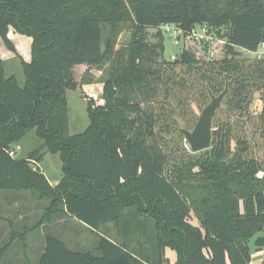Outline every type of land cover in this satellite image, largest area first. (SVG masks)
Listing matches in <instances>:
<instances>
[{
    "label": "trees",
    "instance_id": "1",
    "mask_svg": "<svg viewBox=\"0 0 264 264\" xmlns=\"http://www.w3.org/2000/svg\"><path fill=\"white\" fill-rule=\"evenodd\" d=\"M121 24L134 34L116 49L103 29ZM166 24L185 33L208 25L224 43L201 48L185 38L177 58L166 59ZM150 28L160 29L161 42L146 39ZM11 29L32 37V58L21 62L23 83L0 61V192H35L50 204L35 226L12 231L5 245L0 240V264L17 240L27 251L28 235L60 215L88 227L98 242L91 251L73 250L47 234L37 264H170L167 250L176 253L174 264H250L251 240L264 250V178L256 176L264 165L251 155L246 126L259 94L255 126L264 141V57L238 52L264 46V0H0V39ZM107 62L97 101L83 79ZM227 85L218 112L226 106L236 119L216 115L211 148L193 153L181 130L194 127L196 109ZM69 89L82 90L88 103L90 125L78 135L69 132ZM31 130L43 143L17 159L12 145ZM45 149L63 163L56 185L33 168ZM126 210L154 222L156 261L97 232L120 224Z\"/></svg>",
    "mask_w": 264,
    "mask_h": 264
},
{
    "label": "rangeland",
    "instance_id": "2",
    "mask_svg": "<svg viewBox=\"0 0 264 264\" xmlns=\"http://www.w3.org/2000/svg\"><path fill=\"white\" fill-rule=\"evenodd\" d=\"M133 34L134 27L131 24L117 25L114 30L110 26H106L103 29V40L107 43V41L110 40V37H112V40L116 43V49H118L119 47L127 44ZM144 34L146 39L153 43H159L163 39L160 29L150 28L147 29ZM164 38V57L166 59L179 55L184 49L185 41L183 38L180 39L179 45H176L174 38L170 36H165ZM221 43L224 42L217 40L211 44V47L218 45V48H220V46H222L220 45ZM197 45L203 48V45L198 43ZM238 52L241 59L254 61L256 58L258 59L264 57V46L260 47V49L255 53L245 49H239ZM31 58V36L11 29L7 40L0 39V61L4 64L6 72L9 76L15 75L18 80L23 83L24 72L21 67V62H30ZM109 71L110 63L107 62L103 67L95 68L88 73V75L83 79L85 93L91 95L97 101H100L102 99L103 84L109 76ZM67 99L69 132L71 135L82 134L90 125L87 111V100L83 97L82 90L73 89H69L67 91ZM210 102L211 99L208 98L201 107L197 108V106H194L195 109L197 108L196 114L198 115V120L202 111ZM227 109L228 107L225 106L220 113L217 111L218 113L216 115L221 116L224 121L229 120L230 117H233V113L235 112ZM261 110L262 100L260 95L256 94L251 106V113L252 116L254 115V118L252 119V122L247 123L246 126L248 128L247 133L250 136L252 146L250 149L251 155L259 159V161L264 165V141L261 138V130L259 131L255 126V123L259 121ZM231 112L233 113L230 114ZM235 119L236 118H232L231 121L234 122ZM194 127H191L189 130L192 131ZM254 132V140H252ZM42 143L43 141L38 137L36 130H31L20 142L12 145V149L14 148L12 151L15 152L17 159H25L33 151L37 150ZM184 143H186L185 137ZM44 153L46 154L43 160L37 165L33 164V168L41 171L47 179L53 183V185L58 184L63 180L64 176L63 163L59 155L51 154L46 149L44 150ZM49 201L50 200L41 199L35 192L1 191L0 216L5 219L0 223V240L2 241V245H5L10 241L12 231L17 230L19 232H23L24 229L35 226L43 217L50 204ZM56 217L57 218L54 219L53 222L46 223L41 228L28 235L27 256L29 257V261L26 258V251L21 241L14 243L6 256H4L2 263L36 264L39 258L38 254H40L39 250H44L45 248L47 234L57 237L59 236L65 239L73 250H78L77 247H75V243L78 241H81L83 244L86 243L85 246L79 248V250L91 251L94 249L96 243L98 242V236L96 233L91 232V230L85 225L75 222V220L71 217L64 215ZM192 222L197 224L194 217L192 218ZM97 232L101 235L109 237L111 240L116 241L119 244L127 245L128 251L132 252L140 259H146V257L153 255L151 263L157 260L155 250H153L156 239L154 222L151 220L146 221L144 218L138 216L133 210H126L124 212V217L120 224L114 223L105 225ZM255 239L256 238L252 239L250 242V264H262L264 262V250L256 251ZM166 256L169 258L170 264L175 263L177 259L175 252L167 250Z\"/></svg>",
    "mask_w": 264,
    "mask_h": 264
},
{
    "label": "water",
    "instance_id": "3",
    "mask_svg": "<svg viewBox=\"0 0 264 264\" xmlns=\"http://www.w3.org/2000/svg\"><path fill=\"white\" fill-rule=\"evenodd\" d=\"M227 94L228 85L219 96L211 95V102L202 111L194 129L192 131L181 130L193 153H199L211 148L213 120Z\"/></svg>",
    "mask_w": 264,
    "mask_h": 264
},
{
    "label": "built area",
    "instance_id": "4",
    "mask_svg": "<svg viewBox=\"0 0 264 264\" xmlns=\"http://www.w3.org/2000/svg\"><path fill=\"white\" fill-rule=\"evenodd\" d=\"M161 30L164 36H170L174 38L176 45L180 44L181 38H183L184 40L186 38L188 40L195 41L196 43L201 45H204L205 43L212 44L217 41V38L210 33L208 25L199 26L198 28H194L188 31L187 33H185V31L181 27L172 24L163 25L161 27ZM176 58L177 56H173L170 59L175 60ZM185 146L186 149H191L187 142L185 143ZM12 155H15V152H12ZM256 176L258 179H263L264 171H259Z\"/></svg>",
    "mask_w": 264,
    "mask_h": 264
},
{
    "label": "crops",
    "instance_id": "5",
    "mask_svg": "<svg viewBox=\"0 0 264 264\" xmlns=\"http://www.w3.org/2000/svg\"><path fill=\"white\" fill-rule=\"evenodd\" d=\"M51 183V182H50ZM51 184H53V183H51ZM56 185V184H55ZM73 220H75V222H79V221H77L76 219H73ZM80 223V222H79ZM82 224V223H81ZM59 237V236H58ZM61 238V237H60ZM62 240H64L66 243H67V245L70 247V245H69V243L65 240V239H63V238H61ZM19 242H20V240H18ZM2 242V241H1ZM27 242V241H26ZM23 243V242H22ZM85 244L86 243H81V241H78L77 243H75V247H77V249L79 250V248H81V247H83V246H85ZM23 246H24V243H23ZM27 246H28V242H27ZM24 249H25V246H24ZM28 250V249H27ZM26 251V250H25ZM39 253L40 254H38V256H39V258H38V260H37V262H36V264L39 262V260H40V257H41V255L43 254V249H41V250H39ZM37 256V257H38ZM26 258L28 259V261H29V257L27 256V251H26ZM34 261H35V259H34Z\"/></svg>",
    "mask_w": 264,
    "mask_h": 264
}]
</instances>
